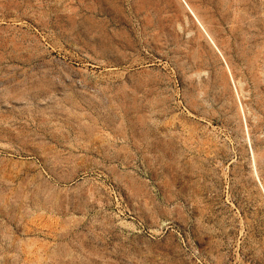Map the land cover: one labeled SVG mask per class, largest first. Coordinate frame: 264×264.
<instances>
[{
	"label": "rangeland",
	"instance_id": "rangeland-1",
	"mask_svg": "<svg viewBox=\"0 0 264 264\" xmlns=\"http://www.w3.org/2000/svg\"><path fill=\"white\" fill-rule=\"evenodd\" d=\"M186 1L0 0V264H264V0Z\"/></svg>",
	"mask_w": 264,
	"mask_h": 264
},
{
	"label": "bare ground",
	"instance_id": "bare-ground-1",
	"mask_svg": "<svg viewBox=\"0 0 264 264\" xmlns=\"http://www.w3.org/2000/svg\"><path fill=\"white\" fill-rule=\"evenodd\" d=\"M182 2L185 3V5L187 6V8L189 9L190 13L194 16V18L197 20V22L199 23V25L201 26V28L203 30H205L203 24L201 23V21L199 20L198 16L196 15V13L194 12V10L192 9V7L188 4V2L186 0H181ZM209 39L211 40V42L215 45L212 37L210 35H208Z\"/></svg>",
	"mask_w": 264,
	"mask_h": 264
}]
</instances>
